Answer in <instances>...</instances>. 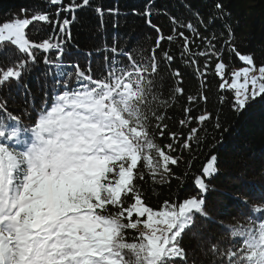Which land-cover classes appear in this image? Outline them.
Returning <instances> with one entry per match:
<instances>
[{
	"label": "trees",
	"instance_id": "obj_1",
	"mask_svg": "<svg viewBox=\"0 0 264 264\" xmlns=\"http://www.w3.org/2000/svg\"><path fill=\"white\" fill-rule=\"evenodd\" d=\"M70 4L82 6L74 12L64 11ZM43 13L50 22L34 21L26 29V37L36 44L62 41L63 54L57 59V52L32 49L35 63H27L19 80L0 85V104L19 118L14 124L30 132L41 111L51 106L53 96L64 91L65 82L69 88L77 86L76 66L101 80L113 66L129 67V54L137 64L150 66L154 53L157 71L145 74L152 83L145 86L148 96L141 109L154 142L161 148L174 144L177 151L169 154L182 159L177 166L169 165L175 174L170 180L161 179L167 176L161 169L153 179L141 161L137 172L144 178L137 176L134 183L144 202L154 209L165 201L179 203L198 195L195 178L203 176V167L215 156L218 172L207 180V216L194 214L192 225L179 238L184 260L176 258L170 264H228L220 253L239 248L243 239L233 237L232 231L255 227L264 219V212H253L254 205H264V95L236 110L234 90L221 89L224 81L215 66L219 62L226 65L223 75L229 84L232 73L245 66L237 53L251 56L257 68L264 65V0H89L87 5L82 0H62L57 5L50 0H0V25ZM65 18L71 23L60 33L59 23L53 22ZM181 32L189 39L187 52L178 35ZM159 36L164 39L157 47ZM169 36L173 39H167ZM213 45L218 57L212 52L199 54ZM21 59L27 60V56L15 45L4 42L0 46V70ZM177 88L183 93H177ZM190 96L196 97L191 103ZM203 114L210 119L197 123L196 118ZM157 116L162 119L157 121ZM189 116L191 122L181 125ZM0 118L8 127L7 115L0 112ZM158 123L167 126L162 136ZM192 128L198 131L191 147L184 149L180 145ZM169 133H177L180 143H174ZM149 154L159 161L155 150ZM125 200L130 203L131 196ZM115 211L108 206V214ZM137 233V229L126 230V240L132 242ZM125 254L131 257L127 250Z\"/></svg>",
	"mask_w": 264,
	"mask_h": 264
},
{
	"label": "snow or ice",
	"instance_id": "obj_2",
	"mask_svg": "<svg viewBox=\"0 0 264 264\" xmlns=\"http://www.w3.org/2000/svg\"><path fill=\"white\" fill-rule=\"evenodd\" d=\"M88 2L82 0L83 5ZM50 3L57 5L62 0ZM81 6L70 4L63 10L74 12ZM34 21L50 22L43 13L0 25V46L10 42L27 56V60L0 70V85L19 80L27 63H35L32 49H56L57 59L62 54V41L50 39L36 44L27 39L26 29ZM53 23H59L60 33H65L71 21L65 18ZM178 35L183 37L187 52L188 37L182 32ZM162 39L158 37L157 47ZM231 39L229 32V42ZM214 47L199 54L212 52L218 57ZM237 55L247 67L232 73L231 84L224 78L223 62L216 64L215 71L224 81L221 89L234 90V107L239 111L250 99L264 95V65L257 69L251 56ZM165 56L172 60L167 53ZM128 59L129 67L113 66L101 80L76 66L77 86L69 88L65 82L64 91L53 96L51 106L41 111L31 127L30 141H20L19 129H9L0 118V264H170L176 258L184 260L179 238L192 225L194 214L207 216V180L218 172L216 157L212 156L203 167V176L195 178L197 196L179 203L165 201L158 209L144 202L134 183L137 176L144 178L137 172L141 161L151 170L153 179L161 169L167 174L161 179L170 180L175 174L169 165L177 166L182 157L169 154L177 151L174 144L164 146L169 150L166 153L154 142L141 109L148 96L145 86L152 83L145 74L157 71L155 54L150 66L137 64L130 54ZM45 62H49L47 58ZM253 72L258 75H251ZM175 75L179 77L180 73ZM176 92L182 94L183 89L177 88ZM188 99L191 103L196 97ZM0 112L19 122L2 104ZM208 119L209 114L196 118L197 123ZM191 120L189 116L180 123L186 126ZM156 127L162 136L167 126L158 123ZM197 131L192 128L180 146L189 149ZM169 137L180 143L177 133H169ZM21 143L23 148L16 147ZM151 150L158 154V162L149 154ZM129 196L130 203L125 200ZM109 205L117 211L108 214ZM253 212H264V205H254ZM140 226L144 231L128 242L126 230ZM231 234L243 239L239 248L220 253L228 264H264V219L255 227L233 230ZM125 250L131 257L126 258ZM213 251H217L215 245Z\"/></svg>",
	"mask_w": 264,
	"mask_h": 264
},
{
	"label": "rangeland",
	"instance_id": "obj_3",
	"mask_svg": "<svg viewBox=\"0 0 264 264\" xmlns=\"http://www.w3.org/2000/svg\"><path fill=\"white\" fill-rule=\"evenodd\" d=\"M50 50L54 51V50H56V49H54V50H53V49H50ZM56 52L58 53V50H57ZM62 54H63V50H62ZM62 54H61V55H62ZM61 55H60V56H61ZM60 56H59V57H60ZM244 67H247V65L245 64V66L236 69L234 72L239 71V70H241V69L244 68ZM257 69H258V68H257ZM251 75H258V72H253V73H251ZM231 82H232V79H231V81L229 82V84H231ZM9 129H10V128H9ZM25 139H26V141H24V142L30 141V140H31V136H25ZM16 147L23 148V147H24V144H23V143L18 144ZM141 219H144V218H141ZM137 230H138V232L144 231V229H143L142 226H140Z\"/></svg>",
	"mask_w": 264,
	"mask_h": 264
},
{
	"label": "built area",
	"instance_id": "obj_4",
	"mask_svg": "<svg viewBox=\"0 0 264 264\" xmlns=\"http://www.w3.org/2000/svg\"><path fill=\"white\" fill-rule=\"evenodd\" d=\"M54 50V49H53ZM54 51H56V50H54Z\"/></svg>",
	"mask_w": 264,
	"mask_h": 264
}]
</instances>
